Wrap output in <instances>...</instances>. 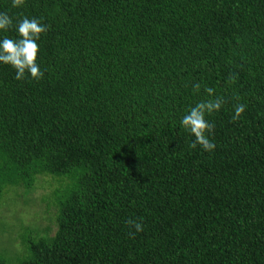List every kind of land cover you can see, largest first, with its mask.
<instances>
[{"label": "trees", "instance_id": "obj_1", "mask_svg": "<svg viewBox=\"0 0 264 264\" xmlns=\"http://www.w3.org/2000/svg\"><path fill=\"white\" fill-rule=\"evenodd\" d=\"M0 12L47 26L43 77L0 63V213L40 182L55 209L18 233L0 219V264H264V0H0ZM217 96L215 149L190 148L180 118Z\"/></svg>", "mask_w": 264, "mask_h": 264}, {"label": "clouds", "instance_id": "obj_2", "mask_svg": "<svg viewBox=\"0 0 264 264\" xmlns=\"http://www.w3.org/2000/svg\"><path fill=\"white\" fill-rule=\"evenodd\" d=\"M24 0H12L13 7H19ZM15 27L17 33L16 38H10L6 35L0 37V63L11 65L15 69L16 80L30 77L39 80L43 77L44 72L41 70L37 62L40 46L38 41L41 35L47 31V26L36 17H23L15 21L7 13L0 12V33L7 32L8 29ZM197 91L200 85L194 84ZM205 92L209 97L214 96L215 90L211 87H205ZM223 100L220 97L207 99L198 102L190 107L188 111L180 118V126L194 136V140L190 143V148L195 149L199 145L205 152H211L215 149V144L210 139L213 133V124L206 116L219 111L222 108ZM245 110L244 104H239L234 110V119H237ZM134 227L136 232L143 230L142 223L138 220L130 219L127 222Z\"/></svg>", "mask_w": 264, "mask_h": 264}, {"label": "rangeland", "instance_id": "obj_3", "mask_svg": "<svg viewBox=\"0 0 264 264\" xmlns=\"http://www.w3.org/2000/svg\"><path fill=\"white\" fill-rule=\"evenodd\" d=\"M51 191V185L40 182L33 194L27 197L31 198V201L25 207L22 205V202L13 203V193H9L8 195L11 198V202L7 206H3L4 210L3 213H0V219H2L3 222L6 221L10 227L14 226V230L17 233L20 231L21 226L31 225L32 221L41 222L43 227L49 226L50 223H48V221H43V218H48L53 215L55 209L42 201V199L49 196ZM35 213H38V217L35 216ZM40 218H42V220H40ZM3 225L4 223L0 222V227ZM5 240L6 239L0 233V241L5 242Z\"/></svg>", "mask_w": 264, "mask_h": 264}]
</instances>
